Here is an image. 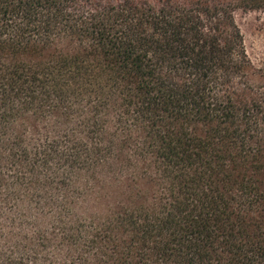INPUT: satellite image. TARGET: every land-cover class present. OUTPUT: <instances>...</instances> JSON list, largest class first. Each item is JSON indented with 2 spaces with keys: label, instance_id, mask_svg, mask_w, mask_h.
<instances>
[{
  "label": "trees",
  "instance_id": "16d2710c",
  "mask_svg": "<svg viewBox=\"0 0 264 264\" xmlns=\"http://www.w3.org/2000/svg\"><path fill=\"white\" fill-rule=\"evenodd\" d=\"M239 10L264 0H0L9 264H264V86L249 79ZM75 104H90L87 136L105 147L27 141ZM109 112L135 132L130 157ZM82 152L129 171L102 218L61 201Z\"/></svg>",
  "mask_w": 264,
  "mask_h": 264
},
{
  "label": "rangeland",
  "instance_id": "374dc122",
  "mask_svg": "<svg viewBox=\"0 0 264 264\" xmlns=\"http://www.w3.org/2000/svg\"><path fill=\"white\" fill-rule=\"evenodd\" d=\"M235 17L244 35L247 54L252 65L249 79L254 85L264 86V11L239 10L235 13ZM90 117V104H75L67 123L63 117L52 116L40 122L37 127L31 128L26 139L32 145L46 139L59 140L61 154L68 153L76 140L84 142L88 148H92L96 141L99 142V146L105 147L107 143L100 135L96 137L101 140L87 136L86 129L90 124ZM103 119V126L108 133L117 132L118 144L122 145L124 138L128 137L125 154L129 157L133 155L137 143L135 132L132 131L128 136L119 128V130L114 128L113 112L106 113ZM118 159L117 154L114 153L106 156L105 160L110 164L106 166L101 159L82 152L80 164L75 168L70 180V190L62 195L61 201L65 208L88 220L105 216V213L112 208L108 202V195L113 191L124 192L130 186L127 177L129 171L119 163ZM109 168L111 171H108ZM3 248H5L4 242L0 239V264H9L6 261L9 247L8 250Z\"/></svg>",
  "mask_w": 264,
  "mask_h": 264
}]
</instances>
